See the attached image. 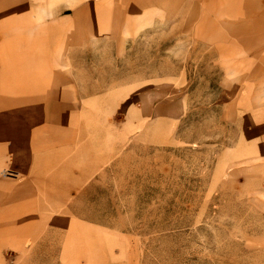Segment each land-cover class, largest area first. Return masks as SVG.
I'll list each match as a JSON object with an SVG mask.
<instances>
[{
  "label": "rangeland",
  "instance_id": "374dc122",
  "mask_svg": "<svg viewBox=\"0 0 264 264\" xmlns=\"http://www.w3.org/2000/svg\"><path fill=\"white\" fill-rule=\"evenodd\" d=\"M0 264H264V0H0Z\"/></svg>",
  "mask_w": 264,
  "mask_h": 264
},
{
  "label": "crops",
  "instance_id": "0c3cea01",
  "mask_svg": "<svg viewBox=\"0 0 264 264\" xmlns=\"http://www.w3.org/2000/svg\"><path fill=\"white\" fill-rule=\"evenodd\" d=\"M32 115H34L33 113H32ZM32 115H31V117L30 118H32ZM34 118V117H33ZM35 119H37V118H35ZM40 124V123H39ZM41 125V124H40ZM27 131H28V129H27ZM29 131L30 132H33V129L31 128V129H29ZM31 137H32V135H31ZM30 137V138H31ZM31 142H34L33 141V139L31 138V140H30ZM29 145V142H28V144H27V146ZM26 146V145H25ZM29 151L31 152L32 150L31 149H29ZM35 151V150H34ZM33 151V152H34ZM30 156H32V153L30 154ZM78 172H79V175L81 174V170L79 169L78 170ZM36 185L37 184H35V185H33L30 181L28 182V183H26L24 186H23V188L24 187H26V189H28L27 191H25V192H27L26 194H27V200H26V206H28L27 205V203L29 202L28 200H30V201H32L31 203H30V206L31 205H34L35 204V200H36V197H37V195H38V193H37V191H36ZM22 186V185H21ZM21 188V187H20ZM19 188V189H20ZM18 194V193H17ZM66 212L67 213H73V214H75V212L73 211V210H71V207H70V205L69 206H67V208H66ZM65 213V212H64Z\"/></svg>",
  "mask_w": 264,
  "mask_h": 264
}]
</instances>
